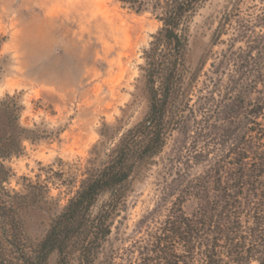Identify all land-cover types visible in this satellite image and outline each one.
Listing matches in <instances>:
<instances>
[{"label": "trees", "instance_id": "trees-1", "mask_svg": "<svg viewBox=\"0 0 264 264\" xmlns=\"http://www.w3.org/2000/svg\"><path fill=\"white\" fill-rule=\"evenodd\" d=\"M116 1L161 24L142 55L146 112L100 132L73 195L32 242L23 210L47 192L7 189L5 162L41 136L19 125L16 96L0 100V264H49L53 255L54 264H264V1L245 17L240 1L222 13L213 45L225 48L205 71L210 57L192 68L188 44L206 0ZM176 133L185 142L162 168L157 207L138 222L137 239L113 249L134 185ZM189 199L198 202L192 215Z\"/></svg>", "mask_w": 264, "mask_h": 264}, {"label": "rangeland", "instance_id": "rangeland-1", "mask_svg": "<svg viewBox=\"0 0 264 264\" xmlns=\"http://www.w3.org/2000/svg\"><path fill=\"white\" fill-rule=\"evenodd\" d=\"M99 1L125 26L126 42L97 45L87 35L80 40L79 35L66 36L60 21L46 23L44 1L0 0V100L16 96L22 108L19 125L41 136L33 142L24 140L23 152L5 162L11 171L7 189L25 194V188L36 186L47 192L23 210L25 231L32 242L43 238L52 218L73 195L91 149L101 141L100 132L116 126L118 120L134 124L147 109L142 55L161 24L150 13L137 14L116 0ZM234 1H240L245 17L259 12L264 0H206L190 23L192 68L207 56V70L212 56L225 48L220 42L213 45V34ZM65 52L68 63L62 59ZM183 142L182 135L174 134L159 166L134 185L128 208L109 240L113 249L127 247L139 237L138 222L157 207L166 159ZM197 206L195 199H189L183 211L192 215ZM55 259L53 255L49 264Z\"/></svg>", "mask_w": 264, "mask_h": 264}, {"label": "bare ground", "instance_id": "bare-ground-1", "mask_svg": "<svg viewBox=\"0 0 264 264\" xmlns=\"http://www.w3.org/2000/svg\"><path fill=\"white\" fill-rule=\"evenodd\" d=\"M41 1H44L43 12L46 16V23L60 21L62 26L65 27L66 36L79 35L78 39L80 40L82 35H87L89 40L93 39L97 45L111 43L116 45L123 40L125 41V26L121 23L119 17L99 0ZM62 59H64V62L69 61L66 52Z\"/></svg>", "mask_w": 264, "mask_h": 264}]
</instances>
